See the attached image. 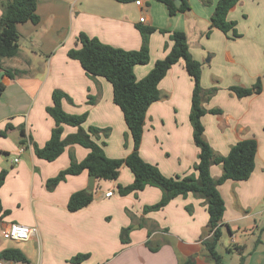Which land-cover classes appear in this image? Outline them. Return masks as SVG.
<instances>
[{
    "label": "crops",
    "instance_id": "obj_1",
    "mask_svg": "<svg viewBox=\"0 0 264 264\" xmlns=\"http://www.w3.org/2000/svg\"><path fill=\"white\" fill-rule=\"evenodd\" d=\"M6 2L0 0V15ZM217 2L190 0L188 10L172 15L159 0H141L140 4L37 0L38 21L17 24L18 54L0 58V171L8 170L0 198L4 209L10 211L0 215V251L19 248L28 264H182L189 257L195 258V264H213L203 245L209 220L203 199L192 193L179 195L162 209L144 213L145 205L161 199L162 190L148 185L138 193L121 195L119 185L134 181L131 169L123 166L117 179L96 178L92 202L71 211L69 198L73 192L88 188V171L68 175L53 190L47 188L46 181L70 165L72 153L82 161L89 149L80 144L68 145L53 161L38 157L34 151L33 144L44 146L55 126L46 110L53 104L55 89L73 100L63 99L65 111L88 112L85 128H110L108 136L96 138L99 143L106 142L108 157L123 158L132 151L133 138L122 109L114 102L112 84L104 77L88 76L68 51L78 46L81 32L124 49H139L142 36L137 25L142 24L157 30L150 35V61L134 67L137 78L145 77L173 45L169 34L159 29L184 31L190 52L202 63L203 87L218 88L205 106L222 112L202 117L206 139L222 155L241 139L255 138L258 142L251 176L247 180L228 179L219 186L226 205L222 231L229 232L232 243L222 250L219 241L217 250L225 264H229V255L235 256L231 264H241V256L252 245L249 234L264 221V0H240L230 10L228 19L236 22L237 37L232 31L226 34L216 27L210 29ZM3 69L13 71L14 76ZM259 78L260 93L239 97L230 89L234 85L250 87ZM193 87V78L184 60H180L160 81L161 98L150 105L146 114L140 155L166 176L190 174L198 161L199 148L189 118ZM8 124L13 127L7 129ZM19 127L25 131L24 145L19 142ZM6 129L4 136L1 131ZM76 131L77 127L65 125L63 137ZM222 173V165L211 166L214 178ZM108 192L112 194L106 196ZM188 205L192 206L191 213L186 209ZM11 223L37 227L38 232L26 241L6 239L3 230ZM129 225L130 242L123 243L120 233ZM148 244L158 249L151 250ZM77 253L90 256L81 263L69 261ZM243 264H264V247L253 250Z\"/></svg>",
    "mask_w": 264,
    "mask_h": 264
},
{
    "label": "trees",
    "instance_id": "obj_2",
    "mask_svg": "<svg viewBox=\"0 0 264 264\" xmlns=\"http://www.w3.org/2000/svg\"><path fill=\"white\" fill-rule=\"evenodd\" d=\"M119 2H132L136 0H117ZM168 6L170 14L186 11L190 8V0H181L177 6L175 0H159ZM240 0H218L211 17L210 29L216 27L228 34L232 31L233 36H239L236 22L228 19V13ZM37 0H7L3 13L0 15V58H10L19 52L20 34L17 24L31 20L38 21L36 13ZM142 36V44L139 49H124L101 41L96 36H90L81 32L77 37L78 46L69 49L68 55L78 60L85 69L88 76L106 78L113 86L114 102L122 109L129 132L133 138L132 151L123 158L108 157L104 150L105 141L99 143L96 138L101 134L108 136L110 128L89 126L85 128L83 123L88 117V112L82 114L68 113L63 108V99L67 98L73 102L66 92L55 89L52 93L53 104L47 106V112L54 118L55 126L51 136L44 146L34 143V151L40 158L53 161L58 158L68 145L80 144L89 149V153L82 161H77L71 154L70 165L62 169L56 176L46 181L49 190H53L61 181L66 180L68 175L79 174L87 170L90 175L97 178L114 180L120 175L121 168L128 166L134 174V181L128 185H119V193L127 195L138 193L146 186H156L162 190L161 199L150 205L144 206V213L162 209L173 198L192 193L203 199L206 205L209 220L204 230L203 245L207 256L213 264H225L222 254L217 250V245L223 235L222 221L226 209L225 200L220 192L219 186L227 181L247 180L255 168V158L258 142L255 138H246L233 144L226 155L218 154L205 137V126L202 117L206 113H221L220 108L208 109V102L218 91L217 87L205 88L202 85V63L195 59L190 52L187 34L180 30H167L160 28L162 33H168L173 45L164 58L156 61L154 67L142 79H138L134 67L137 64H146L150 61V35L157 27L138 24ZM167 43L165 47L167 48ZM184 60L185 67L194 81L191 110L189 114L193 127V139L199 148L198 161L193 166V172L186 175L166 176L160 168L153 163L145 161L140 155L146 114L150 105L161 98L159 88L160 81L166 76L173 64ZM0 68H2L0 66ZM5 73L14 76L13 71L3 69ZM0 87L2 85L0 84ZM230 89L239 97L248 96L262 91L260 78L250 87L231 86ZM89 102H94L90 96ZM77 127V131L63 137L64 126ZM13 126L8 124L7 129ZM7 129L1 131L7 134ZM20 129V144L27 143L23 127ZM127 133L125 134V139ZM220 164L223 173L218 178L211 174V166ZM8 170L0 171V188L3 185ZM94 191L88 188L75 191L68 201L71 211L78 210L92 202ZM186 209L191 213L192 206ZM10 211L4 209L0 198V215H7ZM132 225L123 227L120 238L123 243L130 242ZM230 233L234 232L230 229ZM151 234V230L149 231ZM262 240L258 239L257 243ZM151 250H157L148 244ZM257 246V245H256ZM241 249L240 246L236 247ZM255 247L253 250H255ZM252 250V251H253ZM90 256L89 253H77L70 258L73 263H81ZM0 259L18 260L27 262L26 256L19 248L10 247L0 251ZM246 256H241V264L245 262ZM182 264H195V258L189 257Z\"/></svg>",
    "mask_w": 264,
    "mask_h": 264
},
{
    "label": "built area",
    "instance_id": "obj_3",
    "mask_svg": "<svg viewBox=\"0 0 264 264\" xmlns=\"http://www.w3.org/2000/svg\"><path fill=\"white\" fill-rule=\"evenodd\" d=\"M138 4L141 3V0H136ZM144 18H141L143 20ZM1 92V88H0ZM24 148H20V152H23ZM15 161H18L19 158L15 157ZM112 192L106 193V196L111 195ZM38 232V228L34 226H29L22 223H11L9 227L3 230V236L6 239H12L17 241H26L29 240L34 234ZM0 264H28L24 261L18 260H7V259H0Z\"/></svg>",
    "mask_w": 264,
    "mask_h": 264
},
{
    "label": "rangeland",
    "instance_id": "obj_4",
    "mask_svg": "<svg viewBox=\"0 0 264 264\" xmlns=\"http://www.w3.org/2000/svg\"><path fill=\"white\" fill-rule=\"evenodd\" d=\"M255 233H251V234H249V236H250V242H251V247H249L250 249H249V252L248 253H246L245 255L246 256H249L250 254H251V252H252V250L255 248V247H257V248H259V249H261V248H263L264 247V221L262 220V222L260 223V227L257 229H255V231H254ZM238 235H241V232H239L238 233ZM248 236V235H247ZM243 237H245V236H243ZM258 239H261L262 240V242L261 243H258V244H256L257 243V240ZM241 240V239H240ZM239 242H241V241H239ZM231 235L229 234V232H227V231H225L224 233H223V235H222V237H221V239H220V248L221 247H229V246H231ZM257 245V246H256ZM222 249V248H221ZM223 250V249H222ZM234 251H235V249H234ZM234 259H235V256H233V257H231V255H229V256H227V262L229 263V264H231V263H233L234 262Z\"/></svg>",
    "mask_w": 264,
    "mask_h": 264
},
{
    "label": "water",
    "instance_id": "obj_5",
    "mask_svg": "<svg viewBox=\"0 0 264 264\" xmlns=\"http://www.w3.org/2000/svg\"><path fill=\"white\" fill-rule=\"evenodd\" d=\"M175 2L177 4V6H180L181 0H175ZM96 178L97 177L95 175H90V180H89V185H88L89 190H94Z\"/></svg>",
    "mask_w": 264,
    "mask_h": 264
}]
</instances>
